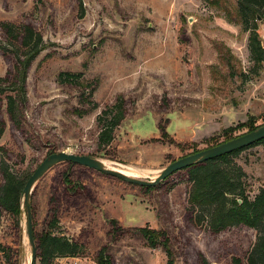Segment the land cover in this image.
I'll list each match as a JSON object with an SVG mask.
<instances>
[{"label": "rangeland", "instance_id": "1", "mask_svg": "<svg viewBox=\"0 0 264 264\" xmlns=\"http://www.w3.org/2000/svg\"><path fill=\"white\" fill-rule=\"evenodd\" d=\"M83 3L79 18L75 0H0V20L29 23L46 43L28 70L23 131L12 126L0 102L5 122L0 145L9 150L15 172H32L48 154L67 151L107 161L105 168L130 167L133 177L150 180L171 161L226 140L227 127L239 126L232 138L251 130L250 116L255 128L264 124V60L256 65L250 58L236 0ZM255 21L264 48V14ZM5 40L0 29V42ZM13 65V56L0 51V75ZM63 71L80 72L79 83L60 82ZM119 95L125 117L112 142L98 148L96 117ZM231 159L245 172L253 197L264 186V142ZM67 167L66 162L53 165L29 197L35 232L47 228L56 206L55 233L85 247L83 254L57 257L51 264H96L103 245L112 264H167L162 248H150L140 227L168 233L175 264H196L200 253L210 264H231L233 256L244 259L255 240L256 232L245 226L219 233L195 226L184 169L148 189L71 165L73 178L84 185L71 193L60 178ZM113 218L121 230L113 232ZM30 250L21 203L18 224L1 215L0 264H29Z\"/></svg>", "mask_w": 264, "mask_h": 264}, {"label": "trees", "instance_id": "2", "mask_svg": "<svg viewBox=\"0 0 264 264\" xmlns=\"http://www.w3.org/2000/svg\"><path fill=\"white\" fill-rule=\"evenodd\" d=\"M75 1L78 5V17L81 18L84 16L83 0ZM263 10L264 0H236V13L245 30H248L250 58L256 65H260L264 60V48L261 44L259 27L255 21L259 16L263 17ZM249 19L252 20L251 24ZM0 29L6 37L4 43L0 42V51L3 54H11L14 58L12 70H7L0 75V102L4 103L5 112L12 126L18 131H23V109L28 101L26 87L28 70L35 58L46 48V43L42 34L26 22L17 24L0 20ZM80 78V72L63 71L58 75L60 82L78 84ZM125 112V101L121 95L116 97L114 103L106 105L100 111L96 117L99 126L98 148L107 147L112 142L114 131L124 119ZM253 120L254 117L250 116L246 123L251 130L255 129ZM246 124L242 123L240 126ZM238 127L223 129L225 139H230L229 135ZM4 128L5 122L0 119V136ZM160 129L162 134H165L163 126ZM263 142L264 139H261L229 154L184 168L190 183L187 192L188 211L195 226L205 228L211 233H219L235 226H245L256 232L255 240L244 259L233 256L231 264H264V186L259 188L253 197H250L244 182L245 172L231 159L240 151ZM9 155V150L0 145V218L2 213H7L18 224L21 214V193L31 172L29 170L21 173L15 172L8 162ZM65 162L68 167L60 175L65 190L71 193L84 190V185L73 178L70 168L76 163ZM50 214L51 217L45 230L39 233L33 230L38 264H51L57 257L83 254L85 247L82 243L55 233L59 224L56 206L50 209ZM110 223L114 229L113 232L122 229L116 219H110ZM138 232L150 248L158 246L162 248L167 257V264H175L170 237L165 230L140 227ZM94 261L96 264H112L106 245L97 251ZM196 264L210 263L205 255L200 253L196 258Z\"/></svg>", "mask_w": 264, "mask_h": 264}, {"label": "water", "instance_id": "3", "mask_svg": "<svg viewBox=\"0 0 264 264\" xmlns=\"http://www.w3.org/2000/svg\"><path fill=\"white\" fill-rule=\"evenodd\" d=\"M261 139H264V124L258 126L255 129L249 130L247 132L241 133L237 136H234L228 140L222 141L218 144L206 147L199 151L184 155L179 157L170 163H168L165 167H163L160 172L150 180L138 179L133 176L127 175L118 171L116 169L105 168L103 167L99 160L93 158L89 155H80L74 154L67 151H58L52 152L48 154L42 161L33 169L29 177L27 178L23 189H22V203L25 206L26 210V233L27 239L31 246L30 250V261L29 264H36L37 260V248L33 234V223H32V215L29 203V197L31 194V190L33 188L34 183L53 165L59 162H71L80 165H84L86 167L95 169L97 171L118 177L123 179L129 183H133L136 185L148 187L155 186L160 181L165 180L167 177L172 175L178 170H182L186 167L193 165L194 163H200L206 160H210L216 157H219L224 154H229L235 150L241 149L243 147L249 146Z\"/></svg>", "mask_w": 264, "mask_h": 264}, {"label": "bare ground", "instance_id": "4", "mask_svg": "<svg viewBox=\"0 0 264 264\" xmlns=\"http://www.w3.org/2000/svg\"><path fill=\"white\" fill-rule=\"evenodd\" d=\"M99 162H100V160H99ZM106 162H107V161H101L100 164L104 167L105 164H106ZM107 168H108V167H107ZM111 168H113V167H111ZM114 169H116V170H118V171H121L120 169H117V168H114ZM125 169H126V170H122L121 172H122V173H125V174H127V175H130V176L136 174V172H133L132 169H130V167H125ZM24 215H25V214H24Z\"/></svg>", "mask_w": 264, "mask_h": 264}]
</instances>
